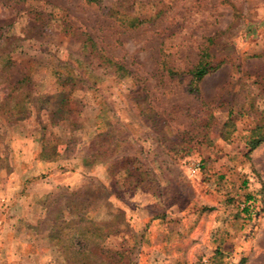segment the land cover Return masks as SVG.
I'll return each mask as SVG.
<instances>
[{"label": "rangeland", "instance_id": "obj_1", "mask_svg": "<svg viewBox=\"0 0 264 264\" xmlns=\"http://www.w3.org/2000/svg\"><path fill=\"white\" fill-rule=\"evenodd\" d=\"M263 122L264 0H0V264H264Z\"/></svg>", "mask_w": 264, "mask_h": 264}, {"label": "trees", "instance_id": "obj_2", "mask_svg": "<svg viewBox=\"0 0 264 264\" xmlns=\"http://www.w3.org/2000/svg\"><path fill=\"white\" fill-rule=\"evenodd\" d=\"M130 24H131V26H137L138 21L136 23H134V20H133ZM209 58H210L209 51L207 48H205L202 55H201L200 61L190 71V75L192 77V84L195 86L194 89H196V86L203 80V78L205 76H207L212 71H215L219 66V65L212 66L210 61H209ZM117 70L122 72V74L126 73L124 68L121 66H117ZM228 122L230 123V121H228ZM227 124H225V127L227 126ZM109 137H110L109 132L97 134L94 141H93L95 143H92L93 148L90 147V150H89V153L87 154V156H89V158L94 162V164L100 163L98 158L101 157L105 153L109 154L108 158H114L115 156H120L119 159L117 158V159H114L112 161L111 165L113 167H117L119 165H122L123 163H127V161H128L127 158H123L121 155H117L115 153V151L112 150L113 148L110 147V146H112V144L109 146L110 147L109 149L108 148H101L100 142L98 144H96L97 140L105 139V142H106V138L108 139ZM262 143H264V122L262 124L255 126L250 131L249 135L247 136V138L245 140V144L247 145V147L249 148L250 151H253ZM71 146H73V145H71V142H68L67 147L69 148ZM87 150H88V148H87ZM75 152H76V149L74 150V153ZM41 158L42 159H48L47 155L44 152L41 153ZM253 201H254L253 196L248 195V194L245 195L244 200H243V207L239 210V212L241 214L245 215L246 217H250V214L252 213V205L251 204ZM86 232L88 233V231H86ZM92 235L94 236V234H92ZM96 236L97 235L95 234V237ZM224 256H225V254H224L223 250L221 248H217L215 250L213 256L211 257L209 264H214V263L219 264V262H221V260L223 259ZM237 264H242V263H237Z\"/></svg>", "mask_w": 264, "mask_h": 264}]
</instances>
